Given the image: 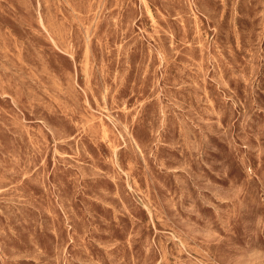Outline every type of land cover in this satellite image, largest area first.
<instances>
[{
    "label": "rangeland",
    "instance_id": "obj_1",
    "mask_svg": "<svg viewBox=\"0 0 264 264\" xmlns=\"http://www.w3.org/2000/svg\"><path fill=\"white\" fill-rule=\"evenodd\" d=\"M0 264H264V0H0Z\"/></svg>",
    "mask_w": 264,
    "mask_h": 264
}]
</instances>
